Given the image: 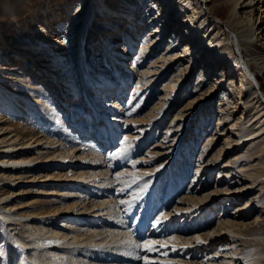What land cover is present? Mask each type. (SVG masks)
Masks as SVG:
<instances>
[{
    "label": "bare ground",
    "instance_id": "1",
    "mask_svg": "<svg viewBox=\"0 0 264 264\" xmlns=\"http://www.w3.org/2000/svg\"><path fill=\"white\" fill-rule=\"evenodd\" d=\"M41 1L42 0H37V3L40 4ZM59 1L62 4H65L66 2L61 0ZM77 1L79 0H73L72 3H76ZM89 1H92V7L90 8L88 7ZM174 1L176 3L175 5L178 7L177 10H172V2L168 0H116L115 4H111V1L109 0H103L106 6L111 8V5H113V9L109 11L113 14L102 12L103 14L94 16V18L91 19L90 17L97 12L96 9L100 8L98 4L101 0H83L81 4H79V10L77 12L76 8H78V6L76 5V7L71 5L73 6L72 12L68 9L66 10L67 14L60 15L53 21H45L42 17L49 19V17L55 16L52 11L56 8H47H51V6L55 5V3H57L56 0H53V3L46 7V11L44 10L45 12L43 13L45 16L41 13L34 15L36 11L31 12L29 9L34 4L31 5L28 0L24 5H21V7L20 3L22 0H0V13L7 15L9 12L14 11V17L17 15V12L22 11L23 13V15L19 14V16L15 19L10 20L11 23L14 21L15 23L18 22V25L13 24V27L10 25L11 29L9 31L5 30V26L2 27V24H0V33L2 35V37L0 36V48H2L1 50H5L0 54V99L3 96H6V91L13 93L14 96L19 95L20 97V95H23L24 98L27 100L29 99V102L33 101L35 107L43 110L45 113L48 111L47 106L49 105L47 101H44V97L47 95L49 97L51 96L52 102L58 101L62 107V110L59 112V114L61 113L63 116L60 118L61 120L62 118H65L64 114L74 118V120L66 121V119H64L65 121H62H64V123H73L75 121V124L77 123L75 125L76 130H74L76 137L80 138L81 136V142L84 143V146L74 148L73 146L63 143L61 139H55L53 142L54 139H50V136L48 137L46 134L42 133V130L39 128H28L31 127L29 125L33 122L32 120L30 121V119L26 121L27 123L24 124L22 133H20L16 128L18 124L15 123V126L10 122L11 120H9V117L4 116L5 114L1 115L0 113V216L5 223L11 222L10 224L12 225H14V221L15 223H19V229H7L5 235L8 241L11 242L9 244L11 249L14 247L12 242L13 239H15L19 248L28 252L30 264H95L90 261L88 256H97L100 258L102 256H109L110 254H108L107 251L113 254L112 256L116 257V259H138V252L135 251L133 253V251H131L133 248L136 249V245H138L137 243H135L136 245L133 243V247L128 244V248H126L129 250L128 253L123 252L126 249L111 250V239H115V241H113V243L115 242L114 246L119 247L118 245L119 242L122 241V238H119V236H117L118 234L114 235L113 232H110L107 235L104 234L105 237L103 236L104 232H98L96 229L98 228V225L95 227V222L97 223L95 216L101 214V206L93 202V200L91 202H86L85 200L87 198H84L85 196L77 197L74 189L72 188L76 182L79 186H84L82 189L83 192L84 188L85 191H88V189L91 188L93 192H99L101 187H106L104 183L107 179L100 182L95 181L98 180V176L96 175L97 172L94 171V169L98 170L99 167L101 168V166H97L101 163L100 161H102L103 164H107V157L104 155L109 153V151L114 153L113 149H116L117 147L114 148L115 145H113L112 141L109 140L107 142V144H110L109 146L107 145L104 146L105 148L102 147L103 149L99 148L96 150V146H98L96 137H98V135H95V138L91 139L93 141L96 140L94 142V146L92 144L93 142L90 140L92 136H90L89 132L93 127L92 120L103 116L108 120L107 122L112 128L113 142H118L119 132L117 130H119V126H117V120L119 119L118 116H120V110L122 109L120 108L122 107L121 99L106 103L107 111H103L100 108V102H102V93L100 90H97L96 93L89 92L90 101H85L86 106L83 102H80V99H74L73 101V98H69V102L66 103L63 100V96L67 93V88H69L68 94H70V97L74 96L70 83L74 84V80H76L75 82H78V77L81 76L83 80H79L80 84H84L88 88V86L92 85H103L105 80H113V76L121 74V77L123 76L122 82L124 84L119 86V92L123 94L125 88L128 87L127 84L129 85L131 78H134L135 74L140 76V74L144 73V66L146 63L151 62L153 65L149 68V70H146L145 74L156 75V73H159L158 69H166L167 66L163 65L171 61V63H168L170 66L174 63L175 58L182 54L185 56L187 54H192L193 57L180 59L171 69H169V72L174 75L166 86L167 91H164V93H167L164 97L169 95L170 91L174 89L178 90V88L182 86H185L183 90L187 89L190 85H188V80L192 70H194L195 65L198 68V64H203L201 69H199L201 73V78H199V80L202 83V88H204L206 87L204 85L207 84L204 82L205 79L202 78L206 77L208 72H211L210 76H213L218 69V66L220 67L222 63L227 61L221 77L219 78V82L215 87L216 89L220 88L219 90L221 91L224 88L222 87L224 86L222 82L225 81L224 84H227L226 86H228V81L230 82V80H232L231 85L237 89L239 88V95H243L242 90L245 85L242 79L241 82L243 84L241 87L233 81V71H229V68L227 67L228 64H231L230 66H240L239 68H245V72L248 73L250 80H252L251 78H254L257 82H259L258 74L264 73V50L260 51V47H258L260 42L264 40V30L262 28V24L257 26L259 17H256V11L262 15L264 14V0ZM68 3L65 5H67V8H71ZM133 10L136 12H133ZM183 11L187 14V16H183L185 19L179 18L181 21L179 24L181 28L178 32H173L175 35L174 39H172V42L169 43L177 42L179 38L183 37L192 40L196 44L191 45L189 43H183L185 47H183L181 51L173 50L170 53L165 51L163 53V60L154 61L155 55L158 54V52L163 51V44L168 43V39L170 38L169 35H171L172 32L171 28L176 23V19L173 24L170 23L171 20H173V17H175L178 13L182 14ZM121 15L122 18L120 17ZM139 15L140 17H138ZM114 16L119 18L115 20L113 18ZM220 17L224 19L222 21H225L229 25L227 27L232 35L227 34L224 26L222 25L223 23L219 21ZM95 19H97V21ZM138 19H140V21H138ZM151 19L155 20L152 21ZM88 20L90 21L84 28L83 35V32L80 33L79 28L85 21L87 22ZM162 20L163 23H161ZM31 25L33 27H31ZM89 25L94 27L93 31H91ZM88 31L90 32L88 33ZM168 32L169 37L165 38V41H162ZM11 34L13 35L11 36ZM144 35H146V38L142 42H139ZM9 37L12 40H9ZM130 39L134 42L133 49H137V47L139 49L140 55L138 57H135V54L132 52V48L130 49ZM111 45L113 46L112 48L110 47ZM25 47L28 49L26 50ZM201 47L206 48L202 53L200 52ZM85 49L87 51H85ZM197 49L198 51H196ZM236 50L240 55L236 54ZM197 52H200L199 56H196ZM78 53L81 54V56H79ZM203 54L206 55L205 59L202 58L204 57ZM69 55H75V64L68 60L70 57ZM26 58H29L27 64L21 63L26 61ZM135 58L136 60H134ZM140 58H144L141 63L138 62ZM106 59H109L111 62H108ZM183 60H187V62L183 63ZM105 61H107L108 65L110 64L114 68L116 65L117 69H115L119 73L115 71L114 75H110L107 71H111V66H107L106 69L102 67L105 65ZM117 61L119 63L125 62L127 65L125 64L122 66ZM177 64H179L178 68H176ZM34 65H45L50 70L45 67H40L41 69L38 70ZM56 65L57 67L55 69L54 67ZM33 67L34 71L39 72L38 74L40 76H38L37 73L31 72ZM255 68H257L256 72L253 70ZM70 70H73L72 73H70ZM28 71L32 73V77H29L30 73H27ZM188 72H190V74ZM62 73L64 75H68L63 78L61 81L62 83L58 84L56 83L57 76L62 75ZM71 74H73V76ZM99 75L102 78H99ZM4 78L11 83L4 82ZM125 78H127L128 83L124 80ZM34 79L37 80V82L40 81L45 90H42L41 85L36 86L34 84ZM21 80L32 81L29 85L23 84L22 87L19 84V81ZM44 81L48 83V85L51 84L50 91L43 85ZM189 83H191V80ZM65 84L68 85L64 86ZM61 85L63 86L60 87ZM56 86L60 87L57 91L55 89ZM76 87H79V84H77ZM99 88L101 87L99 86ZM30 90H38L34 97L35 99L27 97L26 92ZM248 90L249 89H247V91ZM250 90L252 91L251 95H246L247 93H245L244 97L241 98L239 96L240 104H244V106L249 109V114H251V116L248 115L247 117L250 125H247V123L246 125L241 126V129H238L239 127L234 129L232 133L237 134L234 136L230 135L232 133L230 132L228 126L231 125L235 128L238 124H231V120H228L225 124V127L227 126L228 128L225 131L219 130L217 134V136L224 134L223 138L225 140V145H227L229 149L236 148L233 152H224V150H221L217 156L222 158L225 153V156L231 155L232 157H245L239 166L242 168L245 175L249 174V172L254 169L252 167L257 164L259 159L260 161H264V146H260V150L255 152V156L253 155L252 157V155H248V153L253 150L252 148H257V144L254 142L255 139L264 136V123L260 125L264 122V95L259 94L261 91L260 87L258 88L253 81H251ZM208 92L209 91L206 90V92L202 93L204 98L208 96V94H206ZM124 95L126 94H123L122 98ZM249 97H255L254 99H257L255 107H252V102L248 101ZM7 99H10V95H8ZM228 100L230 101V104H233L229 98ZM91 103L93 106H88V104L91 105ZM67 104L69 105L68 108L70 110L65 108ZM210 105L211 103L208 106ZM23 106H26V104L23 103ZM240 108H242V106H240ZM63 111L65 112L64 114ZM109 111H113L114 114H110ZM193 114H195V111H193ZM53 115L56 116V113ZM221 120L225 121V115L221 117ZM98 127L100 131L106 132L107 126L102 122H100ZM77 129L84 132V134L80 135ZM232 137L233 139H231ZM87 143L92 144L93 147L88 149V146L86 145ZM246 144H248V146H246ZM240 147L242 150L247 149L244 155H242V150L239 151ZM44 153L50 154V156L46 157ZM57 153L59 154L56 155ZM70 153L72 156L65 159L66 155ZM102 153L105 154L103 155ZM51 155L56 156L52 157ZM127 155H130V153ZM58 156H61V159H58ZM116 158H118V161ZM116 158L114 159L115 163L111 161V167L113 169L115 166L117 167L120 162H122L118 156H116ZM128 160L131 161L130 159ZM229 165H222L223 169H230L229 167H231V165ZM89 172H92V175H90ZM108 172L110 171L108 170L107 173ZM258 172L262 175L264 174V169H260ZM32 185H43L42 187H44L46 191L42 189L40 193L46 196L55 194L53 192L54 190L51 191V188H58L59 190L62 187L63 190L67 189L69 190V193H72L69 197H73V199L71 198V201L73 200V202L64 201L63 203H60L59 206L57 205L52 207V201L45 200L46 205L42 207L45 208L47 206L48 209L46 208L43 211H40L37 210L40 205H38V202L34 199H27L24 204H22L24 200H19L18 204H15L14 202L6 203L3 201L4 198L9 197L10 195L17 194L16 196H18V187H27ZM249 188L250 186L247 184L244 185L242 189L237 190H241L244 193ZM4 189L5 192H3ZM20 192L27 193L28 190ZM233 193H235L233 192V189H230L222 194H217V196L221 197L225 194L224 196L226 197L227 195L229 198V195H232ZM86 194L87 193L85 192V195ZM62 196L63 198L68 197V195L66 196L64 194ZM225 197H223V199H225ZM65 198L63 200L67 201L68 198ZM223 199H220V201ZM229 201H231V198L227 199V202ZM151 211L152 209L150 212ZM148 212L149 206L144 209L143 215L141 214V216L135 219V221L140 220L136 224L138 232L142 230V227L146 222V219L144 218ZM112 213L113 212L107 216L110 217ZM149 214L146 218L149 217ZM103 215L106 216L105 214ZM113 216L116 215L114 214ZM62 218L63 220H61ZM58 220H61L62 223H60L58 228H56ZM70 220H72V224H65L66 221ZM79 221L83 223L92 221L93 223H91L90 226L92 228H82L81 231L76 229V225L74 223ZM236 221L237 220L235 218L233 220H227L221 224H224L227 227V230L233 231L232 227L240 226L241 228L244 225ZM51 223L55 228L49 226ZM162 224L160 225V220L158 218L153 226V230L157 227H161ZM213 232L216 233L215 231ZM155 234L157 233L154 231L151 232V235ZM197 234L203 242L206 241L207 238L201 234L200 229L197 230ZM108 236H111L112 238L105 242L104 240ZM222 238L230 240L233 237L223 236ZM222 238L217 241L221 243L222 240H224ZM170 242L176 244L177 240L173 238ZM107 244H109V246H106ZM257 244L258 245L252 259L248 260L245 264H264V248L259 246L262 245L261 243ZM148 245L151 247L150 251L154 250L152 248L154 245V239H150ZM202 247H204V245ZM214 247L215 245H211L209 247L205 246L206 249ZM90 252L92 254H90ZM212 253H215V255L210 256L213 257L209 260V262H211L210 264H218L216 262V257H224L221 259V262L224 264H237V261H235L234 257L231 256L236 253L234 250L211 251L207 255ZM222 253L225 254L222 255Z\"/></svg>",
    "mask_w": 264,
    "mask_h": 264
},
{
    "label": "rangeland",
    "instance_id": "2",
    "mask_svg": "<svg viewBox=\"0 0 264 264\" xmlns=\"http://www.w3.org/2000/svg\"><path fill=\"white\" fill-rule=\"evenodd\" d=\"M56 1L57 3H55V5L51 6V8H47H56L52 11L55 16L49 17V19L42 17L45 21H53L60 15L67 14L66 10L68 9L72 12L73 6L71 5L78 6V8H76L77 12L79 10V4H81L83 0H79L76 3H72L73 0H61L66 1L65 4L70 2L68 5L70 4L71 8H67V5L62 4L59 0ZM109 1H111V4H115L116 0ZM168 1L172 2V10L178 9L174 0ZM25 2H27V0H22L20 7L21 5H24ZM28 2L31 3V5L34 4L31 6L33 9L31 7L29 8L31 12L36 11V14L34 13V15L41 13L45 16L43 13L46 11V7L53 3V0H42L40 4L37 3V0H28ZM98 6L100 8L96 9L97 12L90 17L91 19L94 18V16H98L105 12L110 13L109 11L113 9V5H111L110 8L104 4L103 0L99 2ZM88 7H92V1L88 2ZM133 12L136 11L133 10ZM14 13V11L9 12L7 15L0 13V24H2V27L5 26V30L9 31L11 26L13 27V24L18 25V22L15 23L14 21L11 23L10 20L15 19L19 16V14L23 15L21 11L17 12V15L14 17ZM183 13L184 11L182 14L178 13L175 17H173L174 19L171 20L170 23H175V19L176 23L172 26V28L175 26L177 27V24L179 26L181 23L179 18L185 19L183 16H187V14ZM263 15L256 11V17H259L257 26L262 24V28L264 30ZM120 17L122 18V15ZM138 17H140V15ZM113 18L116 20L119 17L114 16ZM90 20L87 22L85 21L79 28L80 33L83 32V35L84 28ZM95 20L97 21V19ZM222 20L224 19L220 17L219 21L223 23L222 25L224 26L225 31L228 35H232L227 27L229 25ZM138 21H140V19H138ZM161 23H163V20ZM31 27L33 26L31 25ZM89 28L93 31L94 27L89 25ZM89 32L90 31H88V33ZM12 35L13 34H11V36ZM0 36L2 37L1 33ZM142 37L143 38L140 39L139 42H142L146 38V35ZM173 37L174 36L169 38L171 39L170 42L174 39ZM8 39L12 40L10 37ZM130 41V49L132 48L133 54H135V57H138L140 55L139 49L138 47L137 49H133L134 42L131 39ZM262 41L258 46L260 47V51L264 50V40ZM110 47L112 48L113 46L111 45ZM25 48L26 50L28 49L27 47ZM165 48L162 52L160 51L155 55L154 61L163 60L162 58ZM1 49L2 48H0V54L5 51ZM237 50L236 54L240 55L237 53ZM85 51L87 50L85 49ZM69 56L68 60L74 63L75 55ZM79 56H81V54H79ZM203 56L204 57L202 58L205 59L206 55L203 54ZM28 60L29 58H26V61L21 63L27 64ZM106 60L111 62L109 59ZM134 60H136V58ZM143 60L144 58H140L138 62L141 63ZM107 61H105V65H103L104 63L102 64L104 69H106L107 66H111L110 64L108 65ZM169 62L171 63V61ZM169 62L163 65L167 66V68L158 69L159 73H156V75L145 74L146 70H149V68L153 65L151 62L146 63L144 66L145 71L143 70L144 73L140 74V76L135 74L134 78H131L129 85L127 84L128 87L125 88V90H127H124L123 92V94L126 95H124L121 99L122 107L120 108L122 109L120 110L119 130H117L119 132L117 133L119 136L121 134V136H118V144L114 147L117 148L113 149L114 153L111 151L107 154L102 153L103 155L105 154V157H107V164H103L102 161H100L101 163L97 166H101V168L99 167L98 170L94 169V171L97 172L96 175L98 176V180L95 181L100 182L107 179L104 183L106 187H101L99 192H93L91 188L88 189V191H85L84 188L83 192V185L79 186L76 182V184L74 183V186H72L77 197L85 196L84 198H87L85 200L86 202H91L93 200V202L101 206V214L95 216L97 220V223L95 222V227L98 225V228H96L97 231L104 232V237L110 232H113L114 235L118 234L117 236L122 238V241L119 242V247L114 246L115 242L113 243V241H115V239H111V236H108L104 240L106 242L111 239V250H124L128 248V244L133 247V243L134 245L137 243L138 245H136V249L133 248L131 251H133V253L135 251L138 252V259H116V257L112 256L113 254L109 253V251H107V253L110 254L109 256H102L101 258L97 256H88V258L95 264H210L211 262H209V260L210 258H213L210 256L215 255V253L207 255L211 251L234 250L236 253L231 256L234 257L235 261H237L236 263L245 264L248 260L252 259L258 245L257 243H261L262 245L259 246L264 248V174L261 175L258 172L260 169H264V161H260L259 159L257 164L252 167L254 169L249 172V174L245 175L242 168L239 166L245 159L242 155L246 153L245 151L247 149L242 150L240 147L239 151L242 150L243 153L241 155L242 158L232 157L231 155L225 156V153L222 158H219L217 156L218 153L221 150L227 152L229 147L225 145V140L223 138L224 134H221V136L218 135L220 137H218L217 134L219 130L225 131L228 127L232 133L234 129H237L238 127V129H241V126L248 123L247 117L248 115L251 116V114H249V109H247L244 104H240L239 96L242 98L245 93H247L246 95H251L252 91L250 89L252 80H250L248 73L245 72V68H239L240 66H238V69L233 71V81L236 82L239 87H241L244 83L246 88L243 87V95H239V88L237 89L231 85L232 80H230V82L228 81V86H226L227 84L222 86L224 88L221 91L219 90L220 88L216 89L215 86L219 82V78L225 68L226 61L222 63L220 67L218 66V69L213 76H210L211 72H208V75L202 78L205 79L204 82L207 84L204 85L206 87L202 88V83L199 80V78H201L199 69H201L203 64H198V68L195 65L194 70H192L188 80V85H190L187 89L183 90L185 86H182L178 88V90H172L174 93L170 91L169 95L164 97L167 93H164V91H167L166 86L174 75L169 72V69L173 67H169ZM183 63H185V61ZM119 64L122 66L125 64L127 65L125 62H120ZM230 65L231 64H228L227 66ZM27 66L30 67L29 65ZM34 66H36V69L38 70L41 69L40 67H45L50 70L45 65ZM56 67L57 65L54 68L56 69ZM115 68L117 69L116 65ZM253 70L256 72L257 68ZM71 71L73 70H70V72ZM31 72L37 74L39 73L34 71V67L31 69ZM31 72H27L30 73L29 77H32ZM188 73L190 74V72ZM259 74L258 77L261 90L259 94L264 95V73ZM38 76L40 75L38 74ZM61 76L63 75L57 76L56 83H62L61 81L63 80V77L60 81L58 80ZM99 78L102 77L99 75ZM78 79L83 80L81 76H79ZM241 79L243 80V83L241 82ZM79 80L78 82H75L76 80H74V84L70 83V85H74V87H76L77 84L80 85ZM124 80L128 83L127 78ZM190 80L191 83H189ZM3 81L11 83L5 78ZM31 81L32 80H21L19 81V84L23 87V84L29 85ZM34 84L36 86H42L40 81L37 82L35 79ZM66 85L68 84H65L64 86ZM50 86L51 84L49 87ZM62 86L63 85L60 87ZM60 87L56 86V91L57 89H60ZM41 88L42 90H45L43 86ZM247 89L249 90L247 91ZM206 90L209 92L206 93L208 96L204 98L202 93L206 92ZM37 91L38 90H30L26 92V95L28 98H34ZM8 95H10V99H7ZM228 98L233 102V104H230ZM254 98L255 97L248 98V101L252 102V107L256 106L255 102L257 99ZM63 100L67 102L64 96ZM44 101H47L49 105L47 106L48 111L45 113L43 110L35 107L33 101L29 102V99L27 100L24 98L23 95H20V97L19 95L14 96L13 93L6 91V96H3L0 99V113L1 115L5 114L4 116L9 117V120H11L10 122L15 126V123H17L18 125L16 128L20 133H22V128L24 127V124L27 123L26 121L30 119V121L32 120L33 122L29 125L31 127L28 128H39L42 130V133L46 134L48 137L50 136V139H54L53 142L55 139H61L63 143L73 146L74 148L84 146V143L81 142V136L80 138L76 137V133L74 131L76 130L75 122L64 123V119H66V121L68 119L62 118L64 121L60 119L63 117L61 113L59 114L62 109H58L54 106L55 104L53 105L51 96L49 97L47 95L44 97ZM23 103L26 104V106H23ZM210 103L211 105L208 106ZM238 105L242 106V108ZM193 111H195V114H193ZM55 113L56 116L53 115ZM64 113L65 112H63V114ZM224 115L225 121L221 120V117ZM228 120H231V124H238V126L235 128L231 125L225 127ZM263 123L264 122L260 125ZM247 125L250 124L248 123ZM94 135H96L95 131L90 132V136H92L90 140L93 139ZM230 135L235 136L237 134L232 133ZM231 139H233V137ZM95 141L96 140H91L93 145L95 144ZM102 141L97 142L99 147L96 146V150L99 148L103 149L105 148L104 146H107L108 139H102ZM254 142L257 144V148H252L253 150L248 153V155H252V157L253 155L255 156V152L257 150H260V146H264V136L255 139ZM88 143L86 144L88 149L93 147L92 144ZM109 145L110 144H108V146ZM246 146H248V144H246ZM129 153L130 155H127ZM58 154L59 153L56 155ZM44 155L46 157L50 156V154L47 153H44ZM51 156L55 157L53 155ZM71 156L72 154L70 153L66 155L65 159H68ZM116 156H118L122 162H120L119 165L117 167L115 166L113 169L111 167V161L115 163L114 159ZM57 158L61 159V156H58ZM116 160L118 161V158H116ZM225 164H230V169H223ZM108 170L110 172L107 173ZM89 174L92 175V172H89ZM247 184L250 188L247 189L246 192L243 193V191L237 190L242 189L243 186ZM42 186L32 185L27 187H18V196H16L17 194H13L4 198L3 201L6 203L14 202L15 204H18L19 200H24L22 203L24 204L26 202L25 200L34 199L38 202L37 204L40 205V207H38L39 209H37L40 211H43L46 208L48 209L47 206L45 208L42 207L46 205L45 200H51L52 207L57 205L59 206L60 203H63L64 201L73 202V200L71 201V198L73 199V197H69V195L72 194L69 193V190H63L62 187L59 190L58 188H51V191L54 190L53 192L55 194L46 196L40 193L42 189L46 191V189ZM230 189H233V192L235 193L232 195L230 194L229 198L227 195L225 197V194L221 197L217 196V194H222ZM23 190H28V192H20ZM3 192H5V189ZM85 192L87 193L86 195ZM63 194L66 196L68 195V197H66L68 198L67 201L63 200L65 198L62 196ZM223 197H225V199H223ZM230 198L231 201L227 202V199ZM220 199L223 200L220 201ZM147 206H149V217L146 218L148 214L145 216L144 219H146V222L143 225L142 230L138 232L136 224L140 220L135 221V219L141 216V214L143 215L144 209ZM151 209L152 211L150 212ZM111 212H113L112 215L108 217L107 215ZM114 214L116 216H113ZM158 218L160 220V225L162 223L163 224L161 227H157L153 230V226ZM235 218L240 224H244L241 228L240 226L232 227L233 231H231L227 230V227L224 224H221L227 220H233ZM61 220H63V218ZM61 220L57 221L58 225H56V228H58L59 224L62 223ZM93 222L87 221L86 223H83L79 221L74 224L76 225L75 228L81 231L82 228H92L90 226ZM8 223L9 222L5 223L0 216V252H2V255H0V264H30L28 252L19 248L15 239H13L12 242L14 247L12 249L10 248L9 244L11 242L8 241L5 235L7 229H19L20 225L17 222L15 223V221L14 225L10 224L11 222L9 224ZM66 223L70 225L72 224V220L66 221L65 224ZM49 226L55 228L52 223L49 224ZM198 229H200L201 234L207 238L206 241L203 242L198 237ZM152 230L157 234L151 235V232H153ZM223 236H231L233 238L225 240L222 238ZM173 238L177 240L176 244L170 242ZM220 238L224 239L221 243L217 241L220 240ZM150 239H154V245L152 247L154 250L146 251L145 249L151 248L148 245ZM203 245L204 247H202ZM211 245H215V247L208 249L205 248V246L209 247ZM106 246H109V244ZM123 252L128 253L129 250L126 249ZM90 254L92 253L90 252ZM223 254L225 253H222V255ZM222 258L224 257H216V262L218 264H224L221 262Z\"/></svg>",
    "mask_w": 264,
    "mask_h": 264
},
{
    "label": "snow or ice",
    "instance_id": "3",
    "mask_svg": "<svg viewBox=\"0 0 264 264\" xmlns=\"http://www.w3.org/2000/svg\"><path fill=\"white\" fill-rule=\"evenodd\" d=\"M158 223H159V221H158ZM146 251H148V250H150V249H145ZM0 255H2V252H0Z\"/></svg>",
    "mask_w": 264,
    "mask_h": 264
}]
</instances>
